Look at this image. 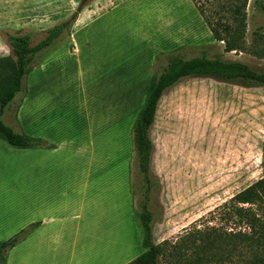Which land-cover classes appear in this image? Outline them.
<instances>
[{
  "label": "rangeland",
  "instance_id": "rangeland-1",
  "mask_svg": "<svg viewBox=\"0 0 264 264\" xmlns=\"http://www.w3.org/2000/svg\"><path fill=\"white\" fill-rule=\"evenodd\" d=\"M111 2L109 0H85L84 2L81 0H0V84L2 78L9 73L8 62L15 60L9 36L28 35L30 45L35 46L45 39L53 27L70 20L69 25L52 41L50 46L35 54L30 71L22 81L20 91L5 108L2 116L3 122L14 131L40 140L43 145L21 149L0 140V169L12 165L19 168L20 176L23 179H27L28 157L23 152L55 147L54 143H49L42 137L29 136L22 128L20 120L24 122L27 129L34 116L39 114L43 118L38 126L45 121L56 122L58 130H55L54 127L47 129L53 133L55 139L68 142L70 138H78L82 133L81 139H83L88 134L85 126L88 113H93L95 107L93 105H89L87 109L81 107L82 97L75 96V91L80 89V84L86 85L85 88H88L90 94H93L91 85L106 87L107 80L104 79L106 70L125 68L120 58H125V54L132 56L138 51L141 47L137 45L140 39L137 37L138 32L145 31V26L153 25V22H156V27L154 26L151 35L160 34L165 43H174L175 45L172 49L154 56L152 76L158 75L159 66L165 64L166 59L163 55L177 52H181L183 58L188 59L198 56L204 51L209 58L237 61L256 71H264V0H247L245 7L242 8L243 23L237 27V30L241 34L240 39L244 44V49L232 52H225L223 43L215 41L212 36L211 39H207V42L197 40L204 39L206 34L203 30L195 28L194 21L191 20L193 12L199 21L202 20L206 27L207 25L191 0H115L113 1L114 6L110 5L102 9V13L91 18L84 27L77 24V27L80 28L74 42L80 45L84 56L88 57L84 67L81 68V73L75 63L78 62L77 56L67 55L71 49L70 31L79 12L89 11ZM204 2L206 16L211 17L217 13L215 17L220 14L224 20L227 19L230 22L231 4L240 5L243 0ZM221 5H223L222 8ZM74 14L76 15L75 20L72 19ZM233 26L235 27V25ZM207 29L209 30L208 27ZM107 37L111 41L103 40ZM193 37L196 40H193ZM97 44L110 46L109 50L101 49L102 62H106V64L102 63L99 68L93 64V55L98 51L93 45L97 46ZM156 58L159 59L158 64H156ZM30 73L35 74L39 82L28 95ZM82 79L85 81L82 82ZM173 88H177L178 92L174 94L175 96L168 97L165 105L170 104L172 100L176 101L172 110L177 118L175 117L174 123H170V130L175 134L177 131L182 137L181 144L177 143L178 151L176 149L175 152L177 155L181 153L175 158V164H178L177 171L180 173L171 175V170L165 171L162 170V167L158 168L157 166V162H163L165 158V162H167L168 155L169 163H172L170 154L162 155L164 142L159 135L160 132L162 133L160 125L162 117L159 116L157 123L150 131L153 143V161L151 160L150 167L160 187L158 191H152L149 202L156 221L153 227V242L155 244H161L165 240L174 242L190 230L194 224L202 226L204 223L200 220L204 218H208L209 225H222L227 232H238L241 227L236 225V217L230 222H225L219 217L222 212L215 213L214 219H209V213L264 177V87H251L252 89H261L260 96L256 97L252 94L244 96L242 98L244 106L239 108L228 105L224 101L228 98L211 95L210 91L215 93L225 89L249 88L218 82L211 78L184 79L168 89L165 94ZM101 96L103 95L95 96L94 94L84 98L87 102L90 99L92 101L97 99L98 105ZM257 100H260L261 106H257ZM22 105L24 106L19 114V120L17 112ZM133 105H136V102L131 104L129 109ZM49 106L52 109H49ZM96 110L98 113L99 111L105 112L106 108L98 107ZM168 115L165 113V116ZM130 122L133 123V120L131 114H128L120 123V127L124 130ZM42 129L46 130L45 124ZM232 141L243 144L245 176L207 175L205 164L212 156V146H217V149L222 148L223 157L228 158L235 152L230 150L233 149V146L230 147ZM188 148H190V154L187 153ZM227 148L230 150L228 153ZM214 154L213 156H219L217 152ZM240 155L242 154L239 153V157ZM260 155L261 162L259 161ZM129 156L130 193L120 197L119 194L103 192L104 187H102V192L93 193L100 203L98 211H95L96 217L95 212L89 213L91 210L86 205L90 203L88 201L90 199L84 198L77 187H72V181L68 183L69 187H59L60 185L65 186L67 181H70V177L61 172V168L72 169L74 162L71 160H57L58 158L54 157L49 162V170L53 173L50 176L51 183L54 185L53 189L48 190L51 193L44 192L47 194L35 195L34 201H32L34 204H31V207H29L30 195L27 188L24 185H21L20 189L5 186L4 182L9 179L8 175H0V228L2 235L8 236L4 241L18 235L21 231L29 230L25 238L20 241L23 242L33 232L36 225L27 224L24 227L22 225L34 213L41 216L39 212H42L54 219H67L66 225L69 233L67 232L65 236L61 233L59 247V251L66 253L62 258L64 264H87L85 260L88 256L89 264H124L128 257L142 254L144 250L141 244L142 234L136 211L139 210L143 195L140 191L141 176L133 142L129 149ZM188 161L196 164V175L186 174L188 171L182 174L184 173V163ZM40 163L37 158L32 159L31 171L33 173L37 172ZM93 178L100 179L102 185L103 178L101 176L96 175ZM82 202L86 203L85 206ZM41 205L44 208L41 209ZM225 211L228 212L229 209ZM76 213L82 216L81 223H79L80 220H73ZM159 216L161 217L160 221H158ZM93 217L98 225L94 236L87 235L90 230H93V225L89 227V220L85 221ZM79 224L82 228L80 233L85 236L81 234L77 237L73 236L75 225ZM56 232L55 230L53 235H56ZM230 240L237 239L234 236L229 237V240L225 241V248L219 254L215 255V250L210 252L211 264H243V259L248 254L237 241H235L237 249L233 250ZM52 248L58 247L53 244ZM7 253H0V264L4 263L3 258H6ZM52 253L53 250H51V255ZM48 257L49 255L46 258ZM163 259L159 258L158 264H166ZM53 264L56 262L53 261Z\"/></svg>",
  "mask_w": 264,
  "mask_h": 264
},
{
  "label": "crops",
  "instance_id": "crops-1",
  "mask_svg": "<svg viewBox=\"0 0 264 264\" xmlns=\"http://www.w3.org/2000/svg\"><path fill=\"white\" fill-rule=\"evenodd\" d=\"M109 1L112 2L109 4L105 3L104 5L95 7L94 9L89 11L85 10L79 12L77 19L70 31L69 40L71 43V49L69 50L70 53H67V55H69L70 57H72V55L77 56L78 62L75 63L78 67L79 72L81 73V68L84 67L86 61L88 60V57L84 56V53L80 49V45L74 42V39L76 38V33L79 31L80 28L77 27V24H81L82 27H84L87 22L90 21L91 18L95 17V15L101 14L103 11L102 9L110 5H115V3H113V1L115 0ZM182 13L184 15H187L185 12ZM194 13L195 12H193V17H191V20L194 21L193 23L195 28L203 30V32L206 34V37H204V39L199 38L197 40H204L207 42V39H211L212 35L210 34V31L207 29V27L204 25L202 20L199 21L197 19V16H195L196 14ZM196 20L198 23L196 22ZM155 23L156 22H153V25L149 24V26L152 27L145 26V31L138 32L137 37H139L140 39L138 40L137 45L141 46L138 51L132 56L125 54V58H120L122 60V63L125 65V68H123L122 70H106V74L104 77V79L107 80V82L105 83L106 87H97L95 85H91V88L93 89V94H90L88 88H85L86 85L80 84V89H78V91H75V96L82 97V102H79L81 104V107H83L84 109H87L89 105H93L96 109H98V107L106 108L105 112L99 111L98 113L96 112L97 110L94 108L93 113H88L89 116L85 122L88 134L83 137V139H81L83 133L78 138H70V141L68 142L59 139L57 136L56 137L59 140L55 139L53 133L47 131V129H49L50 127H54L55 130H58V128L56 127V122L45 121L42 125L38 126V123H40L43 118L42 115L39 114L34 116V118L28 124L29 127H27L26 129V126L24 122L20 120L19 115L20 112L23 110L24 105L20 107L17 112V117L20 120L22 128L27 132V134L31 137H42L46 139L49 143L55 144V147L53 149L25 150L23 152L24 155H27L28 157L27 179H23L22 176H20L21 173L19 171V168H16L12 165L0 169V175H8L9 178L4 182L5 186H10L14 189H20L21 185H24L25 188H27L28 193L30 195L29 207H31V204H34L32 201H34L35 195L37 196V194L51 193L48 192V190H52L54 185H52L51 183L50 176L53 173L49 170V162L54 157L58 158L57 160L66 159V161L71 160L74 162L72 169L66 170L67 167L61 168V172L66 173L70 177V181H67V186H57L69 187L68 183L72 181L71 186L75 188L77 187L79 192L83 194L84 198L90 199L88 200L90 203L86 204L82 202V204L84 206L85 204L89 206L91 210V212L89 213L91 214H93L95 211H98L97 209L100 206V203L96 200L93 193L102 192V187H104L103 192L114 193L115 195L119 194L120 197H123L127 193H130V171L128 159L130 157L129 149L130 147H132L133 124L145 100L146 90L152 77L154 56L156 57L158 53L172 49L175 45L174 43H165L160 34H157V36L151 35V31H154L153 29ZM192 39L196 40L195 37H193ZM103 40H105L106 42L111 41V39L108 37L104 38ZM148 43L149 45H146ZM93 46L96 50H98L93 55V64H96V66H98L99 68L101 67L102 63L106 64V62H102L103 53L101 52V49L106 48L109 50L110 46H104L103 44H97V46ZM29 77L30 85L28 86V95H30L31 90L36 87V84H38L39 82L35 74L30 73ZM81 81L83 82L85 80L82 79ZM177 92L178 89L173 88L168 93H164L160 97L156 106L154 122L151 127L153 128L155 126L159 116L162 117L160 122V125L162 127V133L160 132L159 134L164 142L162 148V155L167 156L168 154H170L172 156V163H169L170 158L168 157V155L167 162H165V158L163 159V162H157V166L158 168L162 167V170L165 171L171 170V175L180 173L177 171L178 164H175V158H177L178 155L181 153H178L177 155L175 152L176 149L178 151V148H176L177 143L181 144L182 137L181 134L177 131V134H175L170 130V123H174L173 121L175 117L177 118L176 115L174 116V111L172 110L176 101L172 100L171 103L168 105H165V102L168 97L175 96L174 94H176ZM210 93L211 95H218L228 98L224 100L228 105L239 108L244 106V100L242 99L244 98V96L252 94L256 95V97H259L261 89H225L219 90L215 93L213 91H210ZM94 94L95 96L103 95L99 98L100 101L98 105L97 99H93V101L92 99H90V101L87 102V100L84 98L91 95L93 96ZM135 102L136 105H133L129 109L130 105L134 104ZM256 104L257 106H261L260 100H257ZM49 109L52 108L50 107ZM165 113H168L169 115L165 116ZM128 114H131L133 123L130 122L129 126L123 130L120 127V123L124 120V118H126ZM44 124L46 130L42 129ZM232 146L233 149L230 150H233L236 153L234 152L233 156H227L228 158L223 157L222 148L217 149V146H212L213 152H217L219 156H213L214 153L211 151L212 156L208 163L205 164V170L207 171V175H219L226 177L245 176L243 144L232 141L230 147ZM230 150H228L227 148V153ZM190 152V148H188L187 153L190 154ZM239 153L242 154L240 155V157ZM34 157L41 162L38 165V170L36 173H33L31 171L32 159ZM151 160L153 161L152 158ZM260 160L261 155L259 161ZM183 167L184 173L182 174H185L188 171L186 174L190 176L196 175L195 163L192 164L188 161L184 163ZM96 175L101 176V178H103L102 185L100 179H95L96 177L93 178ZM58 190L59 188L57 189V191ZM42 208L44 207H42L41 205V209ZM39 213L41 214V216H38L34 213V215H31L28 221L22 225V227H24L27 224H35L36 227L23 242L17 244L15 247L12 248V250L7 253L5 264H53V261H55L56 264H64L62 258L66 253H62L61 251H59V247L61 243V233H63L64 236L67 232L69 233V230H67L68 226L66 225L67 219H54L49 215L42 214V212ZM96 216L97 213L95 212V217ZM73 217V220H80L79 223L83 221L81 218L82 216H80L79 213H76V215H74ZM88 220L89 227L93 225V230H90L87 235L94 236L96 226H98L97 222L95 221L94 217L88 218L85 221ZM83 229L85 228L83 227ZM55 230L57 231L56 235H53ZM80 230H82L80 224L75 225V232L73 236L77 237L79 234H81ZM81 235L85 236V234ZM7 237L8 236L2 235V229L0 228V242H3ZM76 237H74L75 240ZM53 244H55L58 248H52ZM51 250H53L52 255ZM68 253L71 254V252ZM48 255L49 257L46 258ZM139 255H141V253L128 257L124 264H129ZM89 260L90 258L88 256L85 262L89 264Z\"/></svg>",
  "mask_w": 264,
  "mask_h": 264
},
{
  "label": "trees",
  "instance_id": "trees-1",
  "mask_svg": "<svg viewBox=\"0 0 264 264\" xmlns=\"http://www.w3.org/2000/svg\"><path fill=\"white\" fill-rule=\"evenodd\" d=\"M84 1L81 0V2ZM191 1L209 28L213 39L223 43L225 52L244 49L237 27L243 23L241 10L245 7L247 0H243L240 5L231 4L230 22L227 19L224 20L220 14L215 17L217 13L211 17L206 16L204 1L209 3L212 0ZM220 7L222 8L223 5ZM75 18L74 14L72 19L75 20ZM69 23L70 20L53 27L45 39L35 46L30 45L28 35L9 36L15 60L8 62L9 73L2 78L0 84V140L12 147L24 149L43 145L40 140L14 131L3 122L2 116L5 108L20 91L22 81L30 71L35 54L50 46ZM163 56L166 62L163 66H159V74L153 75L150 79L143 106L138 112L132 128V142L141 176L140 191L143 195L139 210L136 211V217L141 229V244L144 252L129 264H158L159 258H164L166 264H211L210 252L215 250V255L219 254L225 248V241L232 236L237 239L230 240L232 249H237L235 244L237 241L248 254L243 259V264H264V177L209 213V219H214L215 213L222 212L219 217L225 222H230L236 217V225L241 227L238 232H227L222 225H209L208 218H204L200 220L204 223L202 226L194 224L190 230L174 242L165 240L157 245L153 242V227L156 221L149 202L152 191H158L160 187L150 167L153 153L150 131L160 97L168 89L187 78H211L218 82L235 84L244 88L264 87V71H256L241 62L209 58L204 51L200 55L188 59L183 58L181 52ZM158 62L159 59L156 58V64ZM226 209L229 211L226 212ZM160 219L159 216L158 221ZM28 231H21L18 235L0 242V253L6 254L25 238ZM5 261L4 257L3 264Z\"/></svg>",
  "mask_w": 264,
  "mask_h": 264
}]
</instances>
